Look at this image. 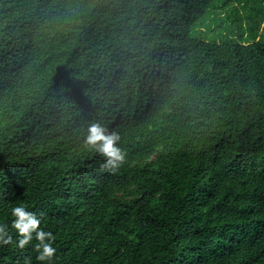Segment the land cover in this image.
<instances>
[{"label": "trees", "instance_id": "trees-1", "mask_svg": "<svg viewBox=\"0 0 264 264\" xmlns=\"http://www.w3.org/2000/svg\"><path fill=\"white\" fill-rule=\"evenodd\" d=\"M254 1L0 0V224L13 237L0 264H264ZM232 7L242 18L205 37ZM91 122L120 136L115 171L84 143ZM21 203L56 237L51 261L35 238L17 247Z\"/></svg>", "mask_w": 264, "mask_h": 264}, {"label": "clouds", "instance_id": "clouds-1", "mask_svg": "<svg viewBox=\"0 0 264 264\" xmlns=\"http://www.w3.org/2000/svg\"><path fill=\"white\" fill-rule=\"evenodd\" d=\"M120 136L116 131L108 129L99 122H91L87 128V135L84 143L98 152L103 161L101 169L115 171L124 162L126 154L118 146ZM11 228L15 230L19 237L17 247L23 249L33 238L37 243L33 246L37 253L36 259L41 262L51 261L56 254L53 246L56 237L51 231L40 228V219L35 212L29 211L21 203L11 208ZM13 243V237L9 233L7 224H0V245Z\"/></svg>", "mask_w": 264, "mask_h": 264}, {"label": "rangeland", "instance_id": "rangeland-1", "mask_svg": "<svg viewBox=\"0 0 264 264\" xmlns=\"http://www.w3.org/2000/svg\"><path fill=\"white\" fill-rule=\"evenodd\" d=\"M242 1L243 0H230V2H233L232 4H235L238 6V9L241 11V12H244L243 11V7H242ZM253 2V3H256V6L258 5L256 1L254 0H249V2ZM245 15H247V12L245 11ZM237 17H241L242 18V15H239L237 13V9L236 7H232V10L228 12V16L226 17V19L224 20V23L218 25L216 28H213V27H209V25H204L202 27V29L204 30V36L209 38V39H213V40H219L221 38V36L224 34V32L226 31L227 29V23L230 22L231 20L233 19H237ZM227 22V23H226ZM226 23V25H225ZM239 28V31L238 32H242V31H246V28L245 27H239L237 25V28L236 27H233V31H236L238 30ZM263 29V24H261L259 26V32H262L261 30Z\"/></svg>", "mask_w": 264, "mask_h": 264}]
</instances>
